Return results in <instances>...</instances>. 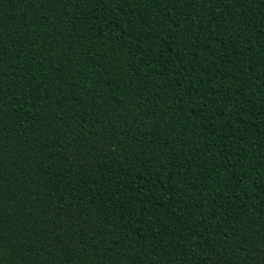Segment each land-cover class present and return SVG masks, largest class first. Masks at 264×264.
Segmentation results:
<instances>
[{
    "label": "trees",
    "instance_id": "trees-1",
    "mask_svg": "<svg viewBox=\"0 0 264 264\" xmlns=\"http://www.w3.org/2000/svg\"><path fill=\"white\" fill-rule=\"evenodd\" d=\"M0 264H264V0H0Z\"/></svg>",
    "mask_w": 264,
    "mask_h": 264
}]
</instances>
